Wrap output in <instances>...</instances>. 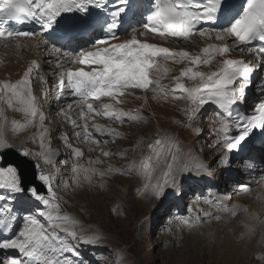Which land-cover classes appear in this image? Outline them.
<instances>
[{
  "label": "snow or ice",
  "instance_id": "6c2138e0",
  "mask_svg": "<svg viewBox=\"0 0 264 264\" xmlns=\"http://www.w3.org/2000/svg\"><path fill=\"white\" fill-rule=\"evenodd\" d=\"M149 34L160 43L149 42ZM204 41L209 42L199 46ZM181 42L199 51L179 48ZM0 49L36 57L19 79L0 80V157L12 150L30 158L34 168L33 180L26 182L16 166H0V233L6 234L0 238V264H82L80 248H95L105 239L99 233L78 235L82 222L62 210L52 171L60 151L52 146L41 97L34 94L35 84L47 83L43 63L53 66L57 114L67 126L55 136L70 153L59 161L72 174L71 184L60 178L64 188L104 189L112 175H120L138 181L139 197L163 201L182 194L194 176H214V166L231 168L235 153L240 171L233 191L209 186L207 195L194 199L218 214L189 206L190 216L202 213L203 219H178L187 228L235 220L243 229L240 239H251L256 226L264 228V219L233 202L234 196L251 197L253 186L264 192V168L256 172L255 161L244 155L257 133L264 137V84L256 86L259 100L247 111L236 110L248 104L253 75L264 68V0H0ZM178 65V74H171ZM129 97L141 101L139 108L124 107ZM153 103L171 106L183 117L172 124L197 136L202 130L194 125L208 119L217 151L213 161L196 157L178 133L164 130L151 111ZM207 105L213 111L204 117ZM9 111L21 119L10 118ZM154 123V136L145 140L142 134L130 148L113 150L117 141L130 140L120 129L135 126L139 132L141 125ZM84 148L96 153L86 162ZM110 159L126 163L115 167ZM17 201L28 204L22 216L16 214ZM261 236L264 243V232ZM100 258L103 264H124L122 250ZM258 259L264 261V255Z\"/></svg>",
  "mask_w": 264,
  "mask_h": 264
},
{
  "label": "rangeland",
  "instance_id": "374dc122",
  "mask_svg": "<svg viewBox=\"0 0 264 264\" xmlns=\"http://www.w3.org/2000/svg\"><path fill=\"white\" fill-rule=\"evenodd\" d=\"M42 111L47 117L46 125L53 133L52 146L60 151L56 169L52 171L57 176L55 190L61 197L62 210L82 222L83 231L77 229L78 235L99 233L105 237L100 246L86 247L88 248L87 254H91L92 260L90 258V261L94 264H103L100 258L101 253H109V250H122L124 264H213L209 262L210 259L206 252L209 255L214 246V235L219 230L221 221H206L194 228H187L178 219V217L190 219L195 215H200L203 219L202 213L194 212L190 216L187 211L189 206L193 209L202 208L204 212L210 211L207 204L194 203L196 197L207 194L211 186L209 181H194L192 182L194 186L190 184V188L186 189L183 195L174 192L163 201H156L150 197L139 199L138 195L134 197L139 186L138 181L120 175H112L107 180L104 189L98 186L90 188L86 184L80 189H77L75 185L66 189L60 184V178H68L71 184L72 174L65 170L63 164L59 162L67 159L70 154L61 141L55 139V136L63 130L62 123H60L61 116L57 114L59 109L52 111V116H50V108L47 105L42 107ZM143 126L145 125H141L140 128ZM120 130L129 134L130 140L117 141L115 145H112L113 150L117 147L130 148L131 141H134L140 133V131L136 132L135 126L124 127ZM203 134L209 135V132L206 131ZM73 143H75L74 140ZM25 146L32 147L31 144ZM77 146L83 147L82 145ZM198 147L197 153L211 148L209 143L204 146L200 144ZM84 151L86 162L92 154L88 153L86 148ZM14 155L17 153L8 154L9 157ZM202 158L206 162H212L206 157ZM108 162L115 167L126 163V161L118 162L115 159H110ZM231 187L228 182L223 183L220 191L222 193L225 190L233 191V189H228ZM138 202H141V205ZM22 203L27 209L28 205ZM206 246H208L207 249ZM83 249L85 251V248ZM203 254L205 257L202 256ZM254 254V256L250 255L252 261L248 264H264V261L258 259L260 255H264V243Z\"/></svg>",
  "mask_w": 264,
  "mask_h": 264
},
{
  "label": "bare ground",
  "instance_id": "6f19581e",
  "mask_svg": "<svg viewBox=\"0 0 264 264\" xmlns=\"http://www.w3.org/2000/svg\"><path fill=\"white\" fill-rule=\"evenodd\" d=\"M147 39L149 42L160 43L158 38H153L152 36H149ZM208 42L209 41H204L199 46H203L204 44ZM216 43H220V42L216 41ZM165 46H168V45H165ZM179 48H183L193 53L199 51L198 46L183 43V42L179 44ZM34 58L36 57L30 51H22L20 56L17 57L11 54H6L3 49H0V80L10 79L11 81H15L19 79L27 66V62ZM237 58H239L238 55H237ZM44 59L47 60L48 57H44ZM173 67L175 71L171 74H178V69L182 66L178 65V66H173ZM42 69H43V74L45 75L47 83L44 85H40L38 83L35 84L34 94L41 97V106L43 107L44 105H47L50 108V112H51L50 116H52V111H54L55 109H58L57 101L55 100L56 77L51 74L52 71L54 70L52 65L43 63ZM202 70L207 71L209 69L208 67H204ZM164 83H168V81L165 80ZM42 88L47 90L46 93L41 91ZM137 95H139V93H137ZM260 98L261 97L259 96L258 92L256 90H253L251 95L247 98L248 104L246 105L252 106V102L259 100ZM179 103L181 104V106L183 105V102H179ZM140 104H141V101L136 100L132 97H129V103L124 105V107L132 110V109L139 108ZM206 109L207 110L204 112L203 115L204 117H209L212 112H210L211 110H208L207 107ZM151 111L152 113L155 114L156 122H158L164 130H167L169 132L178 133L179 138L183 141V144L186 150L191 149L196 157H199V158L206 157L208 161H213V159L217 155V151L213 146L214 140L212 139L213 134L211 133V128L213 126L212 124H210L208 119L201 118L198 120L196 125H194L195 127H198L199 129L202 130V135L197 136L193 134L190 130H181V129H178L174 124H172L173 119L182 120L183 117L171 106L165 105L161 107L153 103L151 104ZM144 112L145 114H147L148 110L144 109ZM7 115L10 118L21 119V114H18V113L14 114L9 111ZM63 119H64L63 116H61L60 123H62ZM98 122L102 123L103 121L100 120ZM66 127L67 126L64 125L63 129ZM32 131H35V129H33ZM206 131L209 132V135L203 134ZM68 132L70 133L71 129H68ZM155 132H156L155 123L152 125L143 126L140 128V133L139 135L137 134L138 136L134 139V141L138 137H140L142 134L144 136V139L147 140L148 136L149 135L154 136ZM209 137H210V140L208 141L207 139ZM201 140L202 141L204 140L205 142H202ZM208 143L211 145L210 149L212 151L208 148L209 151L203 150L197 153L198 148H199L198 146L200 144H203L204 146V144H208ZM91 154L92 156L96 155V153H91ZM262 154H263L262 152L261 153L257 152L256 154L252 152L250 154L252 159L255 161V164H256L255 171L256 172H259L261 168H264V163H261V158L263 157ZM234 170L240 171L238 164H234L232 168H219V167L214 166V172H215L214 176L212 177L205 176L203 179H200L194 176L191 180L185 181L183 189H185L190 182H193L197 179L199 180L206 179V180H209L210 182H213L214 184H218V183L220 184V179H225V180L231 179V174L233 172L235 173L238 172ZM244 182L245 183L248 182L247 178L246 179L244 178ZM233 183L230 184L232 187L228 189H233ZM253 187H254V191L251 197L234 196L233 202H238L242 204L243 206L248 208L249 212L261 217V219H264V192L261 191L260 187H257V186H253ZM229 192H232V191H229ZM258 194L260 198L256 199ZM135 196H137V192L136 194H134V197ZM146 197L147 196L139 197V199H144ZM138 203L141 205V202H138ZM237 219H240V217H237ZM218 228L219 230H217L216 234L214 235V246L212 250L210 251L209 255L206 252L208 259H210L209 261L210 263H213V264H248L250 261H252V258H250V255L254 256L255 255L254 253L259 249V247L263 245V243H261V239H262L261 234L262 232H264V228H262L261 226H256L255 235L251 239H248V238L240 239L239 238L243 229L236 227L235 220H233L231 223H226L224 220H222ZM205 248L207 249L208 246H206ZM202 256H204V254ZM81 261H82V264H86L84 260H81Z\"/></svg>",
  "mask_w": 264,
  "mask_h": 264
},
{
  "label": "water",
  "instance_id": "95a60500",
  "mask_svg": "<svg viewBox=\"0 0 264 264\" xmlns=\"http://www.w3.org/2000/svg\"><path fill=\"white\" fill-rule=\"evenodd\" d=\"M10 152L13 151L9 150L0 157V165L4 167L7 165H14L20 170L26 182L32 181L34 176L33 161L29 158L20 156L17 152V155L9 157L8 154H10Z\"/></svg>",
  "mask_w": 264,
  "mask_h": 264
}]
</instances>
